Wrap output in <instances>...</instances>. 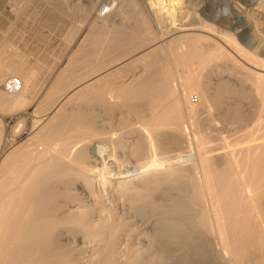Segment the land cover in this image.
<instances>
[{
    "label": "bare ground",
    "instance_id": "bare-ground-1",
    "mask_svg": "<svg viewBox=\"0 0 264 264\" xmlns=\"http://www.w3.org/2000/svg\"><path fill=\"white\" fill-rule=\"evenodd\" d=\"M167 1L177 13L163 17ZM201 1L118 0L80 36L35 110L47 122L34 120L35 133L17 143L0 119V264H264V53L243 47L238 30L264 22V0H244L237 23L225 20L232 34ZM95 8L60 4L79 15L69 45ZM133 20L137 32L125 23ZM3 46L0 109L16 117L36 104L40 83ZM13 80L17 89H1ZM153 158L162 166L106 180L109 166ZM99 187L113 188L123 211L149 216L145 244Z\"/></svg>",
    "mask_w": 264,
    "mask_h": 264
},
{
    "label": "rangeland",
    "instance_id": "rangeland-1",
    "mask_svg": "<svg viewBox=\"0 0 264 264\" xmlns=\"http://www.w3.org/2000/svg\"><path fill=\"white\" fill-rule=\"evenodd\" d=\"M63 1L64 0H54V1L53 0L52 1L50 0H0V52H1L2 46L4 45L3 47H6L8 44L12 46V48H15L17 52L19 51L18 56L20 57V59L18 60L17 58L15 62L19 64L22 63V65L24 66L26 70H32L36 72L38 76V82L40 83L39 84L40 88L38 87L37 89L38 91L36 93L37 94L36 97L38 98V101L36 102L35 105L28 108V110L26 111V114H20L16 117L15 116L13 117L12 115L7 114L6 111H3L0 109V119L5 116L4 122H5V125H7L8 138L10 140H14L17 143H21L25 141L26 139H28L31 135L35 133L34 123H33L34 120H40L42 122V126L44 125V123L47 122V120H45L47 117L44 113H42L44 116L42 114H40L41 116L36 115L39 118L34 119L33 116H34L35 110L38 109L39 104H41L43 100L45 99V97L49 94V91L53 87L57 77L59 76L61 71L64 69V67L68 64L67 62L69 58L71 57V55L74 53V50L76 46L78 45V43L80 42L81 37L85 35V33H87L92 22L95 21V19L100 14H102V11L100 9V2H101L100 0H70L73 5L75 4L76 5L77 4L87 5V4L94 3L96 5V8L91 14V19L88 22V24H86V26L82 28V31H81L82 33L78 36V39L75 40L76 42L69 45L67 40L70 37L71 33H73V31L76 30V21L79 15L78 16L69 15V18H68V16L63 15L61 11L58 12L57 10H59L60 4H62ZM180 1H184V4L182 3L179 5L180 7L183 8L184 5L185 6L188 5L186 3L187 0H179V2ZM192 1L196 3V2H200L201 0H192ZM202 1L204 3H207V6L212 12V14H215V15L218 14L219 17H222L219 23H215L216 24L215 26L218 29V31H221L224 33L229 32L230 34L234 33V30L232 31L231 29L229 30L226 22H229V23L232 22L234 24L237 23L235 22L236 19L233 20L234 18L233 16H236V15L238 16V13L240 14L241 12L240 8L246 5L245 1L244 0H202ZM54 3L58 9L53 10ZM50 5L52 6V9ZM163 11L164 12L162 16L164 17V16H167L168 14L177 13V8L176 10H174L173 5L167 1L165 3V8L163 9ZM135 20H138V18L136 17ZM135 20H133L134 22L126 21L125 23L126 25L133 24L132 26L135 27L134 31L137 32L138 31L137 27L140 23H137V21ZM243 21H246V19H243ZM261 22L262 21H260L257 26L255 25L256 28H254L253 24L251 25V23H249L247 29L242 28L240 30V28H238V30L242 31V34H245V37H246L245 42H243L244 44H242V42L240 41L242 46L243 47L246 46L245 48H247L248 51L251 52L253 50L252 52L256 51L255 53H258V54L264 53L263 52L264 51V28H263L264 22L262 23ZM218 26H220V29ZM218 34L220 33H212L211 35H208V36H210V38H212L213 40L215 36L216 37L218 36L217 38H215V40L218 39L217 41L219 42L220 41L219 36L221 34L220 35ZM250 41H252V43H250ZM248 43H250L251 45H249ZM220 44L222 45L224 43H220ZM255 46H257L258 48ZM2 51H3V48H2ZM229 52L232 53L231 51ZM132 59L133 57H131L130 59H127L126 61L124 60L120 62L117 67L125 65L128 61L129 62L132 61ZM1 89L6 90V87L3 85ZM191 102L193 104H197L199 102V97L197 94H194V93L191 94ZM250 113H248L249 114L248 117L250 119L251 117L253 119L257 117V115L255 114L253 110H251ZM252 114H254L255 117ZM22 121H23V127L20 130V133L14 135L13 132H14L15 127ZM224 132H223V135L229 132L225 136L227 137L230 136V138L233 139L232 138L233 134L231 133L229 129ZM223 135L221 137L225 139L226 137ZM225 140L227 141V139ZM218 144L216 145L215 143V146L216 148L218 147V149H220L222 145L220 146ZM11 145H12L11 143L9 144V142H7L5 150H8L9 147H11ZM156 158L150 159V161L142 160L139 162H137L136 160H128L129 162L125 160L123 163H119L121 164L120 167H119V164L118 165L116 164L117 166L116 165L109 166V168L107 167V169L111 173L106 169L107 170V172L105 171L106 180L110 184L114 185L115 183L117 184L118 181H121L122 179H124V177L125 178L128 177V175L131 176V175H134V173L146 172L148 171V169L153 170L157 167H161L162 165H160V163L158 162V160H156ZM147 163H149V165L151 164L150 165L151 167L143 171L141 168L147 165ZM171 163L172 162H170V164ZM139 168L141 169V171H139ZM99 177L100 179H102L104 176L101 174V176ZM113 179L114 180L117 179L116 180L117 182L116 181L114 182ZM111 190H113V188H109L105 190V192L100 187L96 189L98 195H100L102 199L104 200V206L106 208L112 207L117 217L118 216L120 217L124 213L125 214L124 217H126L125 218L126 221L131 220L133 223H135V225L138 228L143 230V236L141 237L139 242L142 245L145 244L148 241V238L150 237V230L144 229L146 223L150 221L149 216H146V215L144 216V214L142 213L140 214L138 212L130 211L127 208L125 209V211H123L124 206L122 205L121 199L119 200L118 195L115 192H113L114 190L113 191ZM74 192L77 193L80 196L81 200L83 202H86V204L89 205L90 203H92L93 197L87 191L78 189L77 191H74ZM114 194L116 195L114 196ZM106 200H107V203H105ZM82 245L84 246V243ZM85 246H87V244H85ZM86 254L90 255L89 251H86Z\"/></svg>",
    "mask_w": 264,
    "mask_h": 264
},
{
    "label": "built area",
    "instance_id": "built-area-1",
    "mask_svg": "<svg viewBox=\"0 0 264 264\" xmlns=\"http://www.w3.org/2000/svg\"><path fill=\"white\" fill-rule=\"evenodd\" d=\"M117 3L118 0H102L100 5L101 7H103L102 14H107V12H109V10L112 9ZM19 85H20L19 82L13 80L9 83L6 89L9 92H12L15 89H17Z\"/></svg>",
    "mask_w": 264,
    "mask_h": 264
}]
</instances>
